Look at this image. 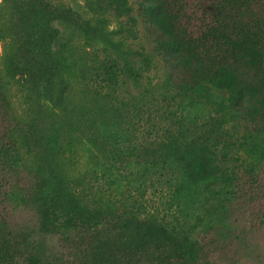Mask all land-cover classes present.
<instances>
[{
	"label": "rangeland",
	"instance_id": "obj_1",
	"mask_svg": "<svg viewBox=\"0 0 264 264\" xmlns=\"http://www.w3.org/2000/svg\"><path fill=\"white\" fill-rule=\"evenodd\" d=\"M109 1L0 0V67L30 76L38 106L0 94V146L15 143L0 152V264H264V143L243 142L229 107L166 89L149 37ZM185 1L183 25L225 62L264 38L248 16L263 7Z\"/></svg>",
	"mask_w": 264,
	"mask_h": 264
},
{
	"label": "trees",
	"instance_id": "obj_2",
	"mask_svg": "<svg viewBox=\"0 0 264 264\" xmlns=\"http://www.w3.org/2000/svg\"><path fill=\"white\" fill-rule=\"evenodd\" d=\"M109 2L116 6V10L123 11L128 17L129 24L137 25L139 22L140 32L149 37V43L153 45L151 55L153 54V57L156 55L157 62L161 61L168 67L167 75L164 76L166 89L167 87L173 89V93L179 96L190 94L195 97L199 94L213 100L217 106L229 107L248 128L244 129L246 133L241 137L243 142L256 139L264 143V56L261 55L264 54V50L260 53L264 38L259 44L251 43L250 47L245 44L240 45L235 59L225 62L218 55L219 51L212 53L204 46L201 37L194 38L183 25L190 19L188 12L186 13L188 4L185 0H132V3L130 0H110ZM219 5L223 4L220 2ZM253 7L258 9L263 7L264 10V0H234L233 11L245 13ZM248 16L258 24L264 23V13L257 14L252 11ZM70 18L69 13H65L64 19L69 21ZM257 35H264V31H259ZM216 48L218 46L214 47ZM253 49L258 50L254 51L250 60L249 50ZM147 53L150 54L149 51ZM147 53L145 54L148 55ZM3 59L5 57L0 58V62ZM144 59L145 62L148 57ZM31 82L28 75L16 76L0 67V94L9 95L12 89H16L26 95L22 109L24 114L30 113L29 111L34 108L38 109V106L30 101L31 94L35 91V85ZM178 118L190 125L197 121L196 117L191 118L183 114ZM209 125L210 135H217L220 127L210 122L200 126L207 128ZM184 129L182 133L184 138H187L185 134H193L191 130ZM11 131L7 130V135L11 136ZM238 134L241 133L237 132L236 135ZM14 146L15 143L9 141L8 145L0 146V152L11 153ZM203 146L208 147L209 151L213 150L211 152L216 156L218 152L216 148L209 143H204ZM254 175L258 177V174L251 169L250 177ZM84 218L88 221L92 220L91 217ZM82 230L84 236L90 233V228L87 226L82 227Z\"/></svg>",
	"mask_w": 264,
	"mask_h": 264
}]
</instances>
